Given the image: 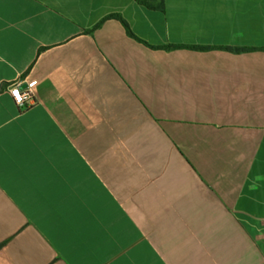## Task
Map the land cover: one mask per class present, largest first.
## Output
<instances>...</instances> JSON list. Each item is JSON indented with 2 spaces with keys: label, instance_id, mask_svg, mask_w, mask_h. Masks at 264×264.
Segmentation results:
<instances>
[{
  "label": "crops",
  "instance_id": "crops-1",
  "mask_svg": "<svg viewBox=\"0 0 264 264\" xmlns=\"http://www.w3.org/2000/svg\"><path fill=\"white\" fill-rule=\"evenodd\" d=\"M0 264H264V0H0Z\"/></svg>",
  "mask_w": 264,
  "mask_h": 264
},
{
  "label": "built area",
  "instance_id": "built-area-1",
  "mask_svg": "<svg viewBox=\"0 0 264 264\" xmlns=\"http://www.w3.org/2000/svg\"><path fill=\"white\" fill-rule=\"evenodd\" d=\"M8 92L19 108L27 107L28 101H31L30 92L27 89H21V84H11L7 86Z\"/></svg>",
  "mask_w": 264,
  "mask_h": 264
},
{
  "label": "trees",
  "instance_id": "trees-1",
  "mask_svg": "<svg viewBox=\"0 0 264 264\" xmlns=\"http://www.w3.org/2000/svg\"><path fill=\"white\" fill-rule=\"evenodd\" d=\"M139 1V0H137ZM106 18L110 19V18H114V19H119L126 27H127V24L125 23L124 20H122L119 16L117 15H110V16H107ZM128 28V27H127ZM128 33L131 35V33L128 31ZM226 49H230V48H226Z\"/></svg>",
  "mask_w": 264,
  "mask_h": 264
},
{
  "label": "water",
  "instance_id": "water-1",
  "mask_svg": "<svg viewBox=\"0 0 264 264\" xmlns=\"http://www.w3.org/2000/svg\"><path fill=\"white\" fill-rule=\"evenodd\" d=\"M25 88H26V86H24V85H23V86H21V89H25Z\"/></svg>",
  "mask_w": 264,
  "mask_h": 264
}]
</instances>
